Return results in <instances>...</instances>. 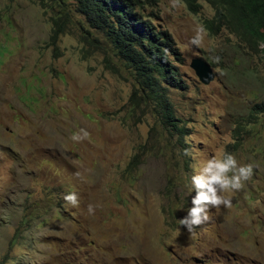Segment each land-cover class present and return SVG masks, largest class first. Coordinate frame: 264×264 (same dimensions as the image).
<instances>
[{"label":"rangeland","instance_id":"obj_1","mask_svg":"<svg viewBox=\"0 0 264 264\" xmlns=\"http://www.w3.org/2000/svg\"><path fill=\"white\" fill-rule=\"evenodd\" d=\"M142 2L137 12L178 52L169 58L185 87L169 90L181 142L132 108L133 75L73 0H0V264H264V113L251 110L264 99V52L225 29L210 35L205 1L198 13L182 0ZM195 57L213 69L208 84ZM81 129L88 137L74 141ZM225 154L252 176L190 234L179 221L193 166Z\"/></svg>","mask_w":264,"mask_h":264},{"label":"trees","instance_id":"obj_2","mask_svg":"<svg viewBox=\"0 0 264 264\" xmlns=\"http://www.w3.org/2000/svg\"><path fill=\"white\" fill-rule=\"evenodd\" d=\"M192 13L201 10V1L214 10L203 26L210 35L227 30L252 53L264 52V0H182ZM74 9L81 14L87 26L100 33L111 45L117 58L127 68L136 82L130 102L132 108L145 106L159 118L169 133L178 136L179 142L187 133V127L174 113L169 87H185L180 84L170 55L178 52L173 39L165 29H158L150 20L144 19L136 7L142 0H73ZM67 19L56 17L54 34ZM85 33L89 30L85 29ZM83 37L91 42L87 36ZM96 41V39H93ZM107 61V59H105ZM109 64V63H108ZM251 110L264 113V99L255 103ZM132 161H137L135 155Z\"/></svg>","mask_w":264,"mask_h":264},{"label":"clouds","instance_id":"obj_3","mask_svg":"<svg viewBox=\"0 0 264 264\" xmlns=\"http://www.w3.org/2000/svg\"><path fill=\"white\" fill-rule=\"evenodd\" d=\"M177 6L178 0H173V7ZM201 40L202 37L198 31L192 37L191 43L200 46ZM261 47L264 48V45H261ZM80 132H82V135ZM80 132L73 134L72 139L74 141H82L89 135L83 129ZM193 168L194 174L191 177V183L195 194L191 196V206L187 208L186 215L180 218L179 221L182 228L190 234H194L197 228L212 219L209 214L211 209H219L220 207L230 208L232 201L225 193L241 189L243 182L250 179L253 173L252 164L241 165L232 154H225L223 158L213 157L205 162L194 165ZM64 200L73 207L79 205L78 196L74 192L67 193L64 196ZM88 211L90 214L94 212L92 205L88 206Z\"/></svg>","mask_w":264,"mask_h":264},{"label":"water","instance_id":"obj_4","mask_svg":"<svg viewBox=\"0 0 264 264\" xmlns=\"http://www.w3.org/2000/svg\"><path fill=\"white\" fill-rule=\"evenodd\" d=\"M190 66L193 68L199 80L203 83H208L213 78V70L210 64L201 57H195L191 60ZM64 264H70L68 262Z\"/></svg>","mask_w":264,"mask_h":264}]
</instances>
